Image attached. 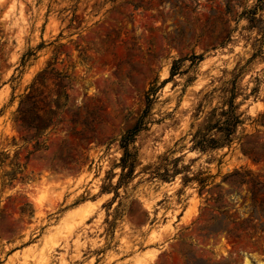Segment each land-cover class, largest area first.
Masks as SVG:
<instances>
[{"label":"rangeland","instance_id":"374dc122","mask_svg":"<svg viewBox=\"0 0 264 264\" xmlns=\"http://www.w3.org/2000/svg\"><path fill=\"white\" fill-rule=\"evenodd\" d=\"M120 227L264 264V0H0V264H123Z\"/></svg>","mask_w":264,"mask_h":264},{"label":"crops","instance_id":"0c3cea01","mask_svg":"<svg viewBox=\"0 0 264 264\" xmlns=\"http://www.w3.org/2000/svg\"><path fill=\"white\" fill-rule=\"evenodd\" d=\"M119 230H120V235L117 236L118 238L116 237L117 238L116 243H118V245H120L121 249L123 250L122 251L123 259L121 260V262L123 261L124 262L123 264H148L150 260H146V258L142 254L143 251H138V252L132 251V248L136 246L135 239H132L133 236L131 234H128V231L124 230L123 227H120ZM86 236L89 237L90 234L86 232ZM120 236L122 239L124 238V243H119L121 239ZM83 238H84L83 233L81 232L78 240L81 241ZM78 252L80 256L78 260L76 261V264H91L89 259L94 254V250L92 252H90L89 250L84 251L83 248L81 247L79 248ZM99 259H100V263L102 264V262L104 261V258H101V257H98V259L95 258L92 264H96L97 260ZM138 259H140L141 262L136 263L135 261Z\"/></svg>","mask_w":264,"mask_h":264},{"label":"bare ground","instance_id":"6f19581e","mask_svg":"<svg viewBox=\"0 0 264 264\" xmlns=\"http://www.w3.org/2000/svg\"><path fill=\"white\" fill-rule=\"evenodd\" d=\"M247 258H248V257H247ZM248 259H249V258H248ZM247 261H248V260H247ZM248 262H250V260H249ZM248 262H247V263H248ZM247 263H246V264H247ZM254 264H255V263H254ZM258 264H259V263H258ZM260 264H261V263H260ZM262 264H263V263H262Z\"/></svg>","mask_w":264,"mask_h":264},{"label":"trees","instance_id":"16d2710c","mask_svg":"<svg viewBox=\"0 0 264 264\" xmlns=\"http://www.w3.org/2000/svg\"><path fill=\"white\" fill-rule=\"evenodd\" d=\"M26 98H28V96H26Z\"/></svg>","mask_w":264,"mask_h":264}]
</instances>
